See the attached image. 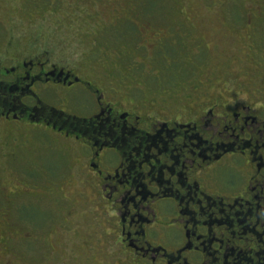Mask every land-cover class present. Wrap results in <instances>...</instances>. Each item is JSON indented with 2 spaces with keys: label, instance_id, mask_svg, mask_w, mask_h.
I'll list each match as a JSON object with an SVG mask.
<instances>
[{
  "label": "rangeland",
  "instance_id": "rangeland-1",
  "mask_svg": "<svg viewBox=\"0 0 264 264\" xmlns=\"http://www.w3.org/2000/svg\"><path fill=\"white\" fill-rule=\"evenodd\" d=\"M46 52L49 67L75 69L119 107L136 97L145 107L133 112L189 121L229 82L264 91V0H0L1 63ZM64 89L41 98L89 115ZM12 113L0 110V264H133L119 212L87 177L83 140ZM222 177L226 191L238 180Z\"/></svg>",
  "mask_w": 264,
  "mask_h": 264
},
{
  "label": "flooded vegetation",
  "instance_id": "flooded-vegetation-1",
  "mask_svg": "<svg viewBox=\"0 0 264 264\" xmlns=\"http://www.w3.org/2000/svg\"><path fill=\"white\" fill-rule=\"evenodd\" d=\"M1 62L0 85H12L0 110L83 140L87 177L99 179V195L119 212L133 264H264L263 90L236 94L240 85L229 82L226 98L192 105L195 119L165 120L126 107L143 105L136 97L119 107L75 69L49 67L47 52L11 68ZM57 86L89 115L43 101ZM76 90L91 93L93 106ZM226 170L238 178L229 191Z\"/></svg>",
  "mask_w": 264,
  "mask_h": 264
}]
</instances>
